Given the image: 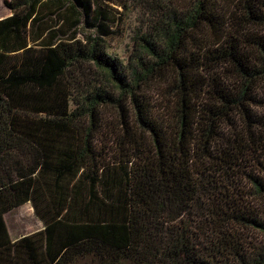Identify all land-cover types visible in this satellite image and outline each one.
<instances>
[{"label":"trees","instance_id":"16d2710c","mask_svg":"<svg viewBox=\"0 0 264 264\" xmlns=\"http://www.w3.org/2000/svg\"><path fill=\"white\" fill-rule=\"evenodd\" d=\"M154 1L127 60L99 2H6L0 264H264V0Z\"/></svg>","mask_w":264,"mask_h":264},{"label":"rangeland","instance_id":"374dc122","mask_svg":"<svg viewBox=\"0 0 264 264\" xmlns=\"http://www.w3.org/2000/svg\"><path fill=\"white\" fill-rule=\"evenodd\" d=\"M11 0H0V20L11 16V11L6 2ZM99 2L104 7L108 25L114 33L107 42L110 53L119 59L127 60L134 50L135 33L145 32L153 23L154 16L150 14L149 8L155 9L158 1L154 0H120L126 9L114 5L106 0H92ZM164 2V0H162ZM173 0H165L171 3ZM106 23V22H104ZM94 30L80 29V38L83 35L94 34ZM83 34V35H82ZM264 96V90H263ZM154 97V95H152ZM12 240L44 230V223L37 217L32 204L28 203L4 216Z\"/></svg>","mask_w":264,"mask_h":264}]
</instances>
